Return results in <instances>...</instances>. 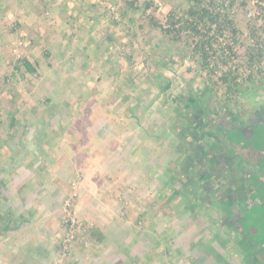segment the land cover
Returning <instances> with one entry per match:
<instances>
[{
	"label": "rangeland",
	"instance_id": "obj_1",
	"mask_svg": "<svg viewBox=\"0 0 264 264\" xmlns=\"http://www.w3.org/2000/svg\"><path fill=\"white\" fill-rule=\"evenodd\" d=\"M189 1L162 0L158 13L148 0H0V221L16 219L0 234V264H242L238 247L221 243L218 179L199 186L194 211L191 192L174 193L189 150L175 105L200 93L212 105L231 96L239 110L263 91L211 90L190 38L153 25ZM232 19L248 42L252 20ZM255 130L252 141L264 140ZM256 186L264 201V180ZM248 211L264 240V203Z\"/></svg>",
	"mask_w": 264,
	"mask_h": 264
},
{
	"label": "flooded vegetation",
	"instance_id": "obj_2",
	"mask_svg": "<svg viewBox=\"0 0 264 264\" xmlns=\"http://www.w3.org/2000/svg\"><path fill=\"white\" fill-rule=\"evenodd\" d=\"M244 89H258L264 93V83L249 84ZM263 93L256 106L244 103L239 110L230 108L228 100L231 96L212 105L188 94L181 108L175 105L176 117L182 121V124L176 123L179 126L177 134L180 142L188 143L189 150L183 153L186 164L180 168L188 177L184 180L183 190L176 189L174 193L188 198V192H191L190 200L186 199L187 208L194 211L198 203L204 201L203 192H198L199 186L202 190L212 188L210 182L214 177L218 179L210 195L214 196V190H219L211 205L221 218V243L234 249L238 247L242 264H264V240L255 237L252 224L243 220L247 218L248 210H255L256 205L264 203L260 197L261 189L256 186L257 177L264 180V140L257 137L252 141L255 125L264 128ZM230 135L239 136L233 139ZM186 150L184 148L183 152ZM177 175L174 178L177 179Z\"/></svg>",
	"mask_w": 264,
	"mask_h": 264
},
{
	"label": "built area",
	"instance_id": "obj_3",
	"mask_svg": "<svg viewBox=\"0 0 264 264\" xmlns=\"http://www.w3.org/2000/svg\"><path fill=\"white\" fill-rule=\"evenodd\" d=\"M148 3V11L154 8L156 12L163 13L162 0H148ZM190 5L199 14L202 13L203 8L213 15L217 14V17L212 21L205 18L204 21L193 24V27L200 33H204L205 38L210 41L211 45L206 44L205 49L208 58L211 61H216L215 75H220L221 70L230 69L238 74L236 79L238 82L249 74H253L254 78L258 80L260 73H264V0H190L184 13H181L180 10H173L159 15L160 27L175 33L180 28L183 19L187 18L196 22V15L188 14ZM235 11L244 15L249 21L252 20L247 26L248 42L246 43L237 26V20L232 19V13ZM226 12L232 19V23H227L221 18ZM189 38L191 43L195 44L198 41L194 32ZM243 42L246 45L245 51L241 54L239 46ZM247 52L251 53L252 57L254 56V60L249 64L244 62ZM207 71L205 68L204 72Z\"/></svg>",
	"mask_w": 264,
	"mask_h": 264
},
{
	"label": "trees",
	"instance_id": "obj_4",
	"mask_svg": "<svg viewBox=\"0 0 264 264\" xmlns=\"http://www.w3.org/2000/svg\"><path fill=\"white\" fill-rule=\"evenodd\" d=\"M147 5L149 6V4ZM188 14L192 16L196 15V22H194L193 20H188L187 18L183 19L181 22L180 28H178L175 33L169 32L168 29H162L159 25V22H156V23L154 22L153 25L155 27H160L162 29V32L170 40H177L178 38L181 37L184 31L186 32L185 34L188 37H191L192 33L194 32V34L198 37V41L195 42V44L193 43L190 46L191 52H192L191 54L194 55L195 59H197V62L201 66L202 69L207 68L208 70L204 78L205 85H207L211 90L215 92L222 90L224 91V93L226 92L227 94H230L231 92L235 90H239L240 88L237 87L239 85L242 86L243 88H246L248 87V84H261L262 83L260 78L256 80L253 74H249L248 76H246V78H243L238 82L236 80L238 74H236V71H231L230 69L221 70V74L218 75L215 79L214 76L216 75L214 73V68L216 67V61H211L208 58V53L205 49L206 44L211 45L210 41L205 38L204 33H200L198 30H196L195 27H193V24L197 23L198 21L199 22L204 21L205 18L212 21L214 18L217 17V14L213 15L206 8H203L202 13L199 14L197 13L196 9L192 5H190V7L188 8ZM221 18H223L224 21H226L227 23L229 22L232 23V19L228 17V12H226L224 16H222ZM253 60H254V56L252 57L251 53L247 52V55L244 58V62L246 64H249ZM19 62H21L25 70H27L28 72L30 73L35 72V66L27 58L23 57L19 60ZM15 67L16 69H19L20 66L15 65ZM260 75L264 76V73H260ZM195 96L197 97V99L201 98L200 94H197ZM14 124H15V121L12 119L10 125L14 126ZM219 129L221 131V127ZM0 175H1V172H0ZM190 207H192V205H190ZM4 216L5 218H3L0 221V234H4L5 232L13 228L14 226H11V224L13 223V221L14 222L16 221V219L11 218L8 212L4 214ZM90 235L98 241H101L103 239V233L97 228L91 230Z\"/></svg>",
	"mask_w": 264,
	"mask_h": 264
},
{
	"label": "crops",
	"instance_id": "obj_5",
	"mask_svg": "<svg viewBox=\"0 0 264 264\" xmlns=\"http://www.w3.org/2000/svg\"><path fill=\"white\" fill-rule=\"evenodd\" d=\"M165 1L168 2L169 4H172L173 5V9H174V7H176L175 6V0H165ZM176 4H178V1L176 2Z\"/></svg>",
	"mask_w": 264,
	"mask_h": 264
}]
</instances>
